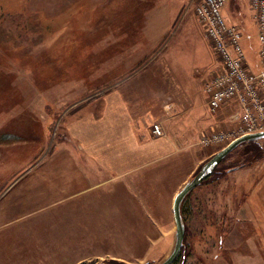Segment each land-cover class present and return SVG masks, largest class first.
Masks as SVG:
<instances>
[{"label":"rangeland","instance_id":"374dc122","mask_svg":"<svg viewBox=\"0 0 264 264\" xmlns=\"http://www.w3.org/2000/svg\"><path fill=\"white\" fill-rule=\"evenodd\" d=\"M200 2L0 0V264H70L77 252L65 248L69 258L58 255L57 241L65 237L51 241V230L58 214L66 217L65 209L76 203L82 207L74 217L89 225L83 252L89 257L75 264H156L169 253L175 228L171 213L166 216L158 205L169 177L160 172L154 179L159 182L139 189L146 200L158 201L154 216L162 228L150 234L139 222L132 242L110 244L100 235L99 216L103 191L115 181L101 183L94 166L81 161L89 154L76 135L99 126L104 114L115 125L128 110L136 112L134 117L142 115L141 108L145 116L137 128L144 143L159 137L151 134L154 121L181 116L185 107L202 121L214 115V126L201 121L192 126L191 137L186 136L190 127L183 135L173 128L167 133L171 157L186 162L180 189L202 163L242 133L243 122L233 119V107L213 111L207 104L204 85L219 68V58L196 15ZM224 13L239 28L247 60L261 69L249 0H229ZM120 91L128 97V110ZM237 153L222 166H230ZM72 155L80 161L67 158ZM73 174L83 180L67 186ZM262 177L264 157L207 177L190 191L181 206L185 233L179 263L230 264L235 258L242 264L241 255L250 252L245 237L255 234L238 220L237 209ZM259 247L264 255V244ZM105 248L106 254L97 255Z\"/></svg>","mask_w":264,"mask_h":264},{"label":"crops","instance_id":"0c3cea01","mask_svg":"<svg viewBox=\"0 0 264 264\" xmlns=\"http://www.w3.org/2000/svg\"><path fill=\"white\" fill-rule=\"evenodd\" d=\"M118 95L121 98V105L128 110L129 108L126 103L128 97L121 91L120 93L118 92ZM231 107L232 106L225 105L222 108H225V111L228 112L229 109L227 108ZM136 109L138 110V108ZM191 110L193 109L185 107L181 116L180 114H175L174 118L164 116L161 120L154 121L153 123H160L164 131V136L157 137V140H146L144 143L139 139V129L137 128L139 120L143 118L142 116H145L141 108L139 111L143 113L142 115L134 117L133 113L136 114V112L132 111L131 113L130 110H128V113L126 112L124 114V117H126L121 119L120 122L118 121L115 125L111 122H108V124L104 114V116L99 119V126H90L89 130L85 129L79 135H76L81 137L82 140L84 139L86 142L84 150L86 149L85 151L89 154L85 157L81 156V161L90 163V165L94 166L93 170L102 179L101 183H106L110 179L115 181V183H109L111 186L106 192L103 191L106 197L103 199L102 206L100 207L99 231L103 239L105 241L108 240V243L116 244L123 242V240L132 242L136 238L132 232L135 228L140 226L139 222H141L142 227L151 229L152 232H150V234L157 228H162L163 223H160L154 216V213H156L154 202L157 203L158 201H156V199L146 200L145 196L139 191L141 185L146 186L151 184L150 182L152 180L156 181L154 179L156 176H159L160 172H163L169 178L165 198L163 202L159 201L158 205H160V203L162 204L161 209L166 213V216L171 213L169 220L172 219L175 228L172 212L173 197L179 190L180 183L187 178V167L185 159L182 160L171 157L170 154H172L171 149L173 145L168 139L167 135L169 134L167 133H171V128H173L176 129L175 131L177 134L180 132V135H183V132H188L186 129L190 127L188 135L186 134V136L191 137V131L195 129V127L192 126L198 125L202 121L198 115ZM202 122L204 125L211 122V125L214 126V115L207 121ZM177 134L175 133L174 135ZM67 158L71 161H80L77 156L73 155L67 156ZM164 165L166 167L162 169ZM181 169L183 175L179 173ZM78 179H81V177L77 176L74 178L73 174L72 178H69V180L67 178V186L74 184L78 185L79 183L76 182ZM139 181L141 183H139ZM37 199L39 198L37 197ZM74 206H76L74 209L72 206L71 208L67 207L65 209L66 217L61 216L63 212L58 214L61 218H59L60 216L57 217V221L51 230V241H56L59 237H65V239H60L58 240L59 242L57 241V243H61V245L65 242L63 245L64 252L63 249H61V245L60 249L58 247L55 251L58 255L63 253L61 257L66 258L65 248H67V252H77L75 256L73 255L70 264H75L89 257L87 254L85 256L83 254L87 249L86 242L88 239L85 238V231L89 229V225L80 221V218L74 217V213H78L82 207L81 204L78 203ZM237 211L241 215L237 218L245 224L244 228L252 229L251 231L255 234V236L249 238L245 237L247 238L246 244L250 252L246 255H241L240 253L243 257L241 258L242 264H264V255L259 249L260 244H264V236L262 235L264 234V177H262L250 191L245 202L241 204ZM256 231H258L259 235H257ZM53 237H56V239ZM66 237L69 238V240H66ZM146 238L147 241L151 243L154 241L152 236L146 235ZM241 239L243 241V238ZM260 241L262 243H260ZM101 253L106 254V248L105 250L98 251L97 255H103ZM115 256L116 255H114V257ZM250 256L253 258L251 259ZM67 258L69 257L67 256ZM58 263L60 264L59 261ZM230 264H237L235 258H233Z\"/></svg>","mask_w":264,"mask_h":264},{"label":"built area","instance_id":"2783aa9c","mask_svg":"<svg viewBox=\"0 0 264 264\" xmlns=\"http://www.w3.org/2000/svg\"><path fill=\"white\" fill-rule=\"evenodd\" d=\"M228 2L201 0L195 11L219 58V68L204 85L208 107L215 111L225 105L232 106L233 119L243 122L240 136L264 130V0H249L257 28L261 69L254 68L247 60L239 28L224 13ZM151 132L154 136H164L158 122L153 123Z\"/></svg>","mask_w":264,"mask_h":264},{"label":"water","instance_id":"95a60500","mask_svg":"<svg viewBox=\"0 0 264 264\" xmlns=\"http://www.w3.org/2000/svg\"><path fill=\"white\" fill-rule=\"evenodd\" d=\"M246 141H264V130L252 133L242 134L232 139L227 145L222 147L220 150L211 155L199 169L190 176L182 187L176 192L172 203V212L175 222V233L173 245L169 253L156 264H173L178 257L184 240L185 224L181 212L182 202L185 197L192 191L196 186L200 185L204 179L209 177L219 163L230 153L234 148ZM236 168H232L234 170ZM98 264H111L107 262H100Z\"/></svg>","mask_w":264,"mask_h":264},{"label":"trees","instance_id":"16d2710c","mask_svg":"<svg viewBox=\"0 0 264 264\" xmlns=\"http://www.w3.org/2000/svg\"><path fill=\"white\" fill-rule=\"evenodd\" d=\"M237 149H238V153L233 158L231 165L228 167H223L222 165L224 164V162L228 158V156L233 151H235ZM263 157H264V141H261V142H259V141L243 142L240 145H238L236 148H234L230 153H228V155L219 163V165L216 167V169L213 171V173L208 178H210L211 176H213L214 174H217V173H222V174L227 173V172L231 171L232 168L237 169V168H241L243 166L249 165L250 163L254 162L255 160H258V159L263 158ZM208 178H206V179H208ZM203 182H204V180H203ZM184 200H183V202H184ZM183 202H182V204H183ZM181 252H182V249H181ZM181 252L173 264H183V263H179L180 262L179 260H181V255H182Z\"/></svg>","mask_w":264,"mask_h":264}]
</instances>
